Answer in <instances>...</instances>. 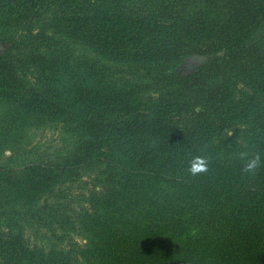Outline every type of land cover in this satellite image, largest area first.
I'll use <instances>...</instances> for the list:
<instances>
[{
  "label": "trees",
  "instance_id": "obj_1",
  "mask_svg": "<svg viewBox=\"0 0 264 264\" xmlns=\"http://www.w3.org/2000/svg\"><path fill=\"white\" fill-rule=\"evenodd\" d=\"M0 44V264H264V0H0Z\"/></svg>",
  "mask_w": 264,
  "mask_h": 264
},
{
  "label": "clouds",
  "instance_id": "obj_2",
  "mask_svg": "<svg viewBox=\"0 0 264 264\" xmlns=\"http://www.w3.org/2000/svg\"><path fill=\"white\" fill-rule=\"evenodd\" d=\"M238 159L241 161L242 175H255L257 169L261 166L260 155L249 153L248 151H241L238 153ZM208 161L203 156H193L189 160L188 172L195 176L207 171Z\"/></svg>",
  "mask_w": 264,
  "mask_h": 264
},
{
  "label": "rangeland",
  "instance_id": "obj_3",
  "mask_svg": "<svg viewBox=\"0 0 264 264\" xmlns=\"http://www.w3.org/2000/svg\"><path fill=\"white\" fill-rule=\"evenodd\" d=\"M4 50H5V46L0 44V55ZM203 57L205 61L207 58L205 56ZM204 61H202L201 63H203ZM29 138L31 144H37L42 149H46L57 145L56 142L57 134L51 130H42V131L34 132L32 134L30 133ZM6 154L9 155L8 152Z\"/></svg>",
  "mask_w": 264,
  "mask_h": 264
},
{
  "label": "water",
  "instance_id": "obj_4",
  "mask_svg": "<svg viewBox=\"0 0 264 264\" xmlns=\"http://www.w3.org/2000/svg\"><path fill=\"white\" fill-rule=\"evenodd\" d=\"M223 52L219 53L218 55H222ZM190 63L192 64H199L202 61H204V57L203 56H198V55H193L189 58Z\"/></svg>",
  "mask_w": 264,
  "mask_h": 264
},
{
  "label": "flooded vegetation",
  "instance_id": "obj_5",
  "mask_svg": "<svg viewBox=\"0 0 264 264\" xmlns=\"http://www.w3.org/2000/svg\"><path fill=\"white\" fill-rule=\"evenodd\" d=\"M192 64V63H191ZM192 65H196V64H192Z\"/></svg>",
  "mask_w": 264,
  "mask_h": 264
}]
</instances>
